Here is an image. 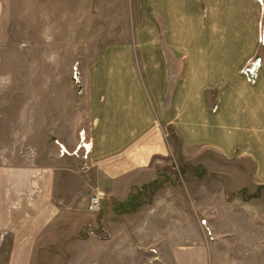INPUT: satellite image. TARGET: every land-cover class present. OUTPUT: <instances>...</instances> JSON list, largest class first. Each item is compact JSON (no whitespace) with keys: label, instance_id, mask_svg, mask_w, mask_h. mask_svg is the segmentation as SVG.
Returning a JSON list of instances; mask_svg holds the SVG:
<instances>
[{"label":"rangeland","instance_id":"obj_1","mask_svg":"<svg viewBox=\"0 0 264 264\" xmlns=\"http://www.w3.org/2000/svg\"><path fill=\"white\" fill-rule=\"evenodd\" d=\"M182 5L188 12H199L198 19L187 17L185 22L205 28L204 42L235 28L238 34L229 35L238 45L233 59L237 64L256 57L239 69L247 82L254 83L264 51V0H0V152L13 166L22 159L46 165L55 156L64 162L59 166L58 194L48 201L52 211L37 233L29 264H97L100 252L114 256L118 247L130 249L132 244L116 240L132 234L137 209L167 187L177 192L186 187L188 199L202 203L216 195L198 190L219 191V220L210 219L205 202L195 210L207 235L209 264H264V183L254 177L251 159L183 148L173 124L165 125L161 119L170 151L149 169L154 179L140 189L129 187L126 197L107 195L96 211H88L89 198L98 191L95 179L90 178L89 185L86 180L89 146L80 136L81 125L75 130L78 138L66 149L56 146L72 132L62 129L58 138L53 118L69 117L60 122L62 128L72 122L70 118L81 117L82 109L72 103L86 90L87 70L110 48L113 53L117 44H153L154 50L144 53L154 56L156 81H164L169 92L171 77L179 80L185 66L177 50L160 49L166 41L177 45L184 22L178 12ZM154 6L168 15L165 21L153 14ZM247 27L251 35L245 34ZM203 53L210 56L211 51ZM171 95L166 94L167 100ZM11 241L8 231L0 239V264H8Z\"/></svg>","mask_w":264,"mask_h":264},{"label":"crops","instance_id":"obj_2","mask_svg":"<svg viewBox=\"0 0 264 264\" xmlns=\"http://www.w3.org/2000/svg\"><path fill=\"white\" fill-rule=\"evenodd\" d=\"M153 9L161 20L168 18L155 6ZM178 12L184 22L179 27L177 45L166 41L160 49L177 50L185 66L181 78H174L171 91V81L168 93L164 81H156L154 56L144 53L153 51V44H117L113 53L110 48L87 70L86 90L72 103L82 109L81 117L70 118L72 122L60 128V122L69 117L53 114L52 123L57 126L52 130L58 138H62V129L72 132L58 140L57 149L73 143L78 138L75 130L81 125L80 136L89 146L86 180L88 185L90 178L96 180V190L103 197L101 204L109 198L107 195L126 197L129 187L139 188L154 179L149 169L169 154L165 125L171 124L183 148H207L226 159H251L254 177L264 183V51H258L263 57L255 82H247L239 69L255 56L236 64L233 51L238 45L235 47L233 38L229 39L230 34H238L235 28L225 29L222 38L204 42L205 28H193L185 22L187 17L198 19L199 12H188L186 5ZM163 27L162 34H166L168 30ZM247 28L245 34L251 35V28ZM238 29L241 35L245 28ZM206 50L211 51L210 56L203 53ZM172 64L177 68L175 62ZM63 164L55 156L46 165L38 160L28 164L22 159L13 166L0 152V239L7 231L12 236L8 264H29L32 259L37 233L52 211L48 201L52 202L59 191L57 179ZM214 190L210 193L209 188H203L197 193L216 195L204 202L210 205V219L219 220L220 194ZM187 196L186 187L179 192L171 187L159 189L150 203L137 209L132 234L116 240L132 244L130 249L118 247L114 256L100 252L97 264H209L210 255L204 246L207 235L195 211L204 202Z\"/></svg>","mask_w":264,"mask_h":264},{"label":"built area","instance_id":"obj_3","mask_svg":"<svg viewBox=\"0 0 264 264\" xmlns=\"http://www.w3.org/2000/svg\"><path fill=\"white\" fill-rule=\"evenodd\" d=\"M102 198V194L99 192L92 195L87 206L88 211H96L100 207Z\"/></svg>","mask_w":264,"mask_h":264},{"label":"bare ground","instance_id":"obj_4","mask_svg":"<svg viewBox=\"0 0 264 264\" xmlns=\"http://www.w3.org/2000/svg\"><path fill=\"white\" fill-rule=\"evenodd\" d=\"M176 75H177V74H176ZM176 75H175V76H176ZM173 82H174V79L171 80L170 91H171V88H172L171 85L173 84Z\"/></svg>","mask_w":264,"mask_h":264}]
</instances>
